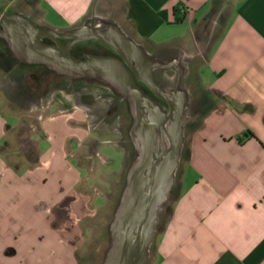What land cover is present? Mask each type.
<instances>
[{
	"label": "crops",
	"instance_id": "obj_1",
	"mask_svg": "<svg viewBox=\"0 0 264 264\" xmlns=\"http://www.w3.org/2000/svg\"><path fill=\"white\" fill-rule=\"evenodd\" d=\"M0 12L60 32L95 19L147 55L176 54L187 121L148 264H264V0H0ZM10 114L0 113V264H78L109 198L69 161V140L85 136L79 117Z\"/></svg>",
	"mask_w": 264,
	"mask_h": 264
},
{
	"label": "water",
	"instance_id": "obj_2",
	"mask_svg": "<svg viewBox=\"0 0 264 264\" xmlns=\"http://www.w3.org/2000/svg\"><path fill=\"white\" fill-rule=\"evenodd\" d=\"M112 32L111 35L87 23L60 32L35 26L21 14L0 12V38L19 63L44 65L73 80H101L132 106L142 105L145 96L134 85L132 73L120 58L96 54L74 58L69 54L75 43L99 40L116 50L134 72L132 62L139 60L147 65L142 75L153 84V68L165 64L149 58L140 45L126 38L116 26H112ZM44 37L51 38L54 44L44 43ZM60 39L70 41L62 45ZM137 76L141 78L140 74ZM178 96L169 123L160 119L163 122L158 125L157 139L153 133L147 138L140 134L135 140L134 154L107 225L108 245L100 264H148L158 216L174 186L184 139L188 97L184 90Z\"/></svg>",
	"mask_w": 264,
	"mask_h": 264
},
{
	"label": "rangeland",
	"instance_id": "obj_3",
	"mask_svg": "<svg viewBox=\"0 0 264 264\" xmlns=\"http://www.w3.org/2000/svg\"><path fill=\"white\" fill-rule=\"evenodd\" d=\"M172 29L175 35L183 31V27L180 26H175ZM13 64L15 65V62L8 54L3 41L0 40V113L6 116L8 120L11 121L12 118L10 113L28 111L32 114L31 118L33 117L31 121L36 124H38L40 117L48 114L75 112L79 117L78 120L73 119V124L76 123L80 126L84 130L85 136L78 142L72 143V138L69 140V147H71V150L73 149L70 152L69 161L72 164L77 162L80 165H85L90 169L89 173L95 181L96 176L100 178L97 180L99 184L96 186L100 187L101 191L109 193L107 203L101 209L102 215L99 218L101 219V227H96V231L95 228L88 231L77 251L78 264H97L96 259H98L103 249L101 247L102 243L99 242L102 241V237H104L107 230L104 224L108 221L111 209L116 204L124 181L125 171L132 159L125 131L127 120L125 110L123 111V108L119 109L117 107L115 111L107 114L108 99L104 98L100 91L96 93V85L86 83L85 87L82 88L84 93L82 97L84 98L79 99L77 95L80 92L76 94L78 86L72 84L74 88L68 90L57 87L60 83L58 82L59 79L52 75L50 78L53 80V87L49 92L44 90V95L36 99L26 93L27 90L25 89L28 86L34 88L33 78L30 77V74L34 73V76H37L38 71L36 69L24 71L22 67L17 69L16 65L12 69ZM32 91L34 92V89ZM110 107L112 108V106ZM114 112L116 113L114 114ZM47 144L43 141L41 146ZM72 144H78V146L72 147ZM123 147L126 150L124 155L121 151ZM94 149L99 154H96ZM81 169L84 173L85 169L82 167ZM173 193L174 191L170 193L169 199Z\"/></svg>",
	"mask_w": 264,
	"mask_h": 264
},
{
	"label": "flooded vegetation",
	"instance_id": "obj_4",
	"mask_svg": "<svg viewBox=\"0 0 264 264\" xmlns=\"http://www.w3.org/2000/svg\"><path fill=\"white\" fill-rule=\"evenodd\" d=\"M87 24H90L91 27L102 30L111 35L113 34L111 26L106 22L94 19L88 21ZM69 41L70 39H60V43L62 45H66ZM43 42L46 44H54L53 40L49 37H44ZM148 53L149 58L163 61L164 57H162L157 51H150ZM69 54L74 58H84L87 54H96V56L106 57L115 56L120 58L125 67L132 73L134 85L145 96V101H142L144 104H139L136 107L132 106L130 102L118 94L113 87L98 79L73 80L57 75L55 72L47 69L44 65L16 63L17 69L22 67L24 71H33L34 69L38 71L37 76H34V73L30 74V77L33 78L34 88H30L28 86L25 89L27 90L26 93H29L36 99H38V97H42L44 95V90L45 92H49L53 87V80L50 77L54 76L59 79L58 82H60L57 87L68 90L70 88H74L72 84L78 86L76 94L80 92L77 96L79 99H83L84 97L82 96H84V93L82 92V88L85 87L86 83H91L96 85V93L100 91L102 96L108 99L109 106L107 107V114L115 111L117 107L119 109L123 108V111L125 110V117L127 119L125 131L128 145L131 150V157H133L134 154L135 140L140 137V134H142V137L146 136L147 138L154 133V136L156 137L155 139H157L158 125L160 122H163V120L160 119H165L166 122L168 120L167 124L169 123V118L175 105L174 99L184 85V82L180 79L181 72L176 63V54L164 58V60H169V62L165 61V66L153 68V84L142 75L147 65L143 64L139 60L138 62H132V66L135 72H137L135 73L131 70L129 65L125 63L123 57L119 55L116 50L99 40H85L75 43L71 46ZM137 74H140L141 78H139ZM32 89H34V92ZM101 89L103 90L101 91ZM88 94L90 93L88 92ZM86 104L88 103L86 102ZM110 106H112V108ZM115 113L116 112H114V114ZM121 151L124 155L126 151L125 147H123Z\"/></svg>",
	"mask_w": 264,
	"mask_h": 264
},
{
	"label": "trees",
	"instance_id": "obj_5",
	"mask_svg": "<svg viewBox=\"0 0 264 264\" xmlns=\"http://www.w3.org/2000/svg\"><path fill=\"white\" fill-rule=\"evenodd\" d=\"M249 134V133H246V135Z\"/></svg>",
	"mask_w": 264,
	"mask_h": 264
}]
</instances>
